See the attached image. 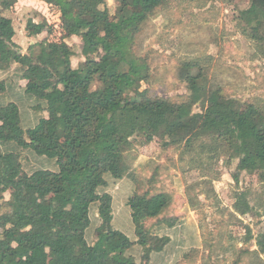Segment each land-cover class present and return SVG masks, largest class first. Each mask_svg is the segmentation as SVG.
<instances>
[{
	"label": "trees",
	"instance_id": "1",
	"mask_svg": "<svg viewBox=\"0 0 264 264\" xmlns=\"http://www.w3.org/2000/svg\"><path fill=\"white\" fill-rule=\"evenodd\" d=\"M39 1L59 11L63 36L60 42L47 37L23 53L6 15L17 0H0V72L17 66L37 118L24 121L14 102L0 107V200L10 194L1 205L0 264L194 263L195 234L178 218L164 217L171 195L141 190L125 153L159 138L164 149L224 154L264 183V111L226 98L209 87L202 72L192 74L191 64L179 74L189 91L185 102L140 91L150 70L133 55L132 44L143 24L171 0H113L115 21L107 0ZM239 22L264 54V0H251ZM44 33H51L46 20L33 36ZM74 38L86 58L77 67L67 44ZM8 83L0 79V94ZM196 106L202 112H194ZM26 153L43 160L32 172L24 169ZM126 208L132 227L124 231L115 223ZM234 209L240 216L253 211L240 194ZM256 245L264 255V229Z\"/></svg>",
	"mask_w": 264,
	"mask_h": 264
},
{
	"label": "rangeland",
	"instance_id": "2",
	"mask_svg": "<svg viewBox=\"0 0 264 264\" xmlns=\"http://www.w3.org/2000/svg\"><path fill=\"white\" fill-rule=\"evenodd\" d=\"M250 3L251 0H171L159 8L143 24L132 44L133 55L150 70L140 91L148 90L152 97L173 103L185 102L189 91L179 74L185 64H191L195 66L192 74L202 72L209 87L220 89L226 98L254 104L264 111V54L243 34L239 22L241 11L248 9ZM107 7L112 20H117L115 2L107 0ZM131 10L137 12L139 6L133 5ZM6 15L13 20L14 41L23 51L31 40L62 39L60 13L44 2L17 0ZM45 20L50 27L49 36H33L36 25ZM29 21L34 25L27 28ZM67 44L75 52L73 66L84 63L81 40L74 38ZM96 89L97 84L93 90ZM194 112H202V107L196 106ZM162 143L156 138L144 147L133 144L126 151L125 160L136 172L141 190L171 195L173 203L164 217L178 218L195 234L192 245L199 253L197 260L188 264H264V255L256 245V238L264 229V183L259 176L239 171V162L224 154L201 155L183 147L164 149ZM34 157L28 153L23 156L27 172L41 166L38 162L43 160ZM47 161L57 169L54 160ZM236 194L246 197L252 213H236ZM9 199L10 194L6 193L0 200V214L5 210L1 205ZM115 224L124 231L132 227L127 208Z\"/></svg>",
	"mask_w": 264,
	"mask_h": 264
},
{
	"label": "crops",
	"instance_id": "3",
	"mask_svg": "<svg viewBox=\"0 0 264 264\" xmlns=\"http://www.w3.org/2000/svg\"><path fill=\"white\" fill-rule=\"evenodd\" d=\"M33 43H36V41L31 40L29 42V45ZM26 51L27 50L23 51V53H25ZM0 79H8L9 81L6 92L0 94V107L5 106L10 102H14L20 108L22 119L30 124L35 123V121H37V118L34 114V111L32 110L35 101L25 94L27 81L22 80L18 77L17 66H13L6 73L0 72ZM169 264H171V262Z\"/></svg>",
	"mask_w": 264,
	"mask_h": 264
}]
</instances>
